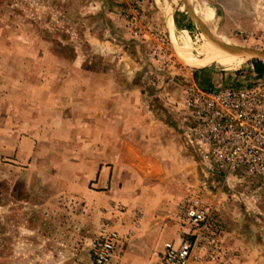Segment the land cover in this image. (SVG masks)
I'll return each mask as SVG.
<instances>
[{
	"label": "rangeland",
	"instance_id": "rangeland-1",
	"mask_svg": "<svg viewBox=\"0 0 264 264\" xmlns=\"http://www.w3.org/2000/svg\"><path fill=\"white\" fill-rule=\"evenodd\" d=\"M254 60L264 0H0V264H94L104 226L122 239L109 264H162L193 197L235 264H264V196L203 161L184 108Z\"/></svg>",
	"mask_w": 264,
	"mask_h": 264
},
{
	"label": "built area",
	"instance_id": "built-area-1",
	"mask_svg": "<svg viewBox=\"0 0 264 264\" xmlns=\"http://www.w3.org/2000/svg\"><path fill=\"white\" fill-rule=\"evenodd\" d=\"M184 108L203 161L222 177L254 180L264 196V77L252 71L217 87L191 85ZM177 212L181 231L165 243L162 264H235L209 204L193 197ZM121 245V236L104 226L92 244L93 263L109 264Z\"/></svg>",
	"mask_w": 264,
	"mask_h": 264
},
{
	"label": "crops",
	"instance_id": "crops-1",
	"mask_svg": "<svg viewBox=\"0 0 264 264\" xmlns=\"http://www.w3.org/2000/svg\"><path fill=\"white\" fill-rule=\"evenodd\" d=\"M170 1L174 2L176 0H170ZM167 12H168V8H167ZM169 26H170V29H171V37H172V39L176 38L175 32H174V21H173L172 18H171V21L169 20ZM208 58H211V56H209ZM208 58H196L195 57V59L191 58V60L193 61L194 64H199V63L206 62V61L213 62L211 59H208ZM91 180H94V182H95L94 186H96L97 188H100V189H105L106 188V189H108V193H114L115 194L114 188H116L118 185H116V183L114 181V178H113V175H111L110 171H107L104 168L99 169V171L96 173L95 176H93L91 178ZM178 230L179 229L177 228V230L175 231V234L173 236H171L170 238H168V240L166 242H164L161 252L164 249L165 243H167L169 241H172V240H177L178 239ZM97 234H99L98 231H97Z\"/></svg>",
	"mask_w": 264,
	"mask_h": 264
},
{
	"label": "trees",
	"instance_id": "trees-1",
	"mask_svg": "<svg viewBox=\"0 0 264 264\" xmlns=\"http://www.w3.org/2000/svg\"><path fill=\"white\" fill-rule=\"evenodd\" d=\"M253 67H254V72L259 76V77H264V63H262L259 60H254L253 61ZM202 88L206 89L207 86H203ZM209 88V87H208Z\"/></svg>",
	"mask_w": 264,
	"mask_h": 264
},
{
	"label": "bare ground",
	"instance_id": "bare-ground-1",
	"mask_svg": "<svg viewBox=\"0 0 264 264\" xmlns=\"http://www.w3.org/2000/svg\"><path fill=\"white\" fill-rule=\"evenodd\" d=\"M178 0H176V2H177ZM208 59H212V58H208ZM192 63H193V61L191 60V58L189 59ZM207 60V59H206ZM194 64V63H193ZM209 64H211V62L210 61H206V62H202V63H199V64H194V65H196L197 67H206V66H208Z\"/></svg>",
	"mask_w": 264,
	"mask_h": 264
}]
</instances>
